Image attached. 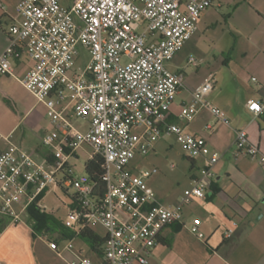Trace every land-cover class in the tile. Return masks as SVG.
<instances>
[{
  "label": "built area",
  "instance_id": "2783aa9c",
  "mask_svg": "<svg viewBox=\"0 0 264 264\" xmlns=\"http://www.w3.org/2000/svg\"><path fill=\"white\" fill-rule=\"evenodd\" d=\"M213 2L20 0L9 24L10 44L0 56V74L17 79L37 104L47 108L44 142L49 148L43 155L33 154L14 142L11 134L0 133V214L11 223L33 220L28 208L38 199V206L47 211L43 199L49 187L65 184L75 192L64 225L74 235L102 225L106 241L97 262L77 251L72 238L48 240L60 257L69 251L73 254L69 264H149L147 254L161 232L183 221L185 205L205 198L212 168L221 158L204 137L168 120L185 85V72L170 70L166 62L196 32L201 14ZM85 52L90 61L78 67ZM23 53L34 63L21 77L14 72L13 61ZM189 63L199 61L191 56ZM213 88L212 78L204 80L181 106L179 118L192 120L208 108L229 124L225 113L207 100ZM248 107L259 114L264 105L253 100ZM76 119L85 123L78 126ZM166 134L176 135L190 159L206 160L192 187L174 204L161 200L148 184L159 172L157 167L139 171L131 164L137 155L153 151ZM234 146L237 155L256 158L264 167V151L251 141L247 129L235 131ZM85 147L90 158L103 156L102 196L87 174L75 176L70 165ZM237 226L234 221L226 236L231 237ZM190 229L198 238L205 237L200 219Z\"/></svg>",
  "mask_w": 264,
  "mask_h": 264
},
{
  "label": "crops",
  "instance_id": "0c3cea01",
  "mask_svg": "<svg viewBox=\"0 0 264 264\" xmlns=\"http://www.w3.org/2000/svg\"><path fill=\"white\" fill-rule=\"evenodd\" d=\"M19 1L0 0V56L10 44L9 24ZM188 40L189 77L177 94L182 96L181 102L174 100L168 120L204 137L208 146L218 147L224 155L234 147L235 131L240 128L247 129L251 141L264 151V107L259 114L248 107L253 100L264 105V0H214L201 14L198 28ZM191 56L197 58L198 65L189 63ZM33 63L23 53L13 61V70L22 77ZM184 68L179 60L174 71ZM210 78L214 88L207 100L223 111L230 123L219 120L208 108L201 109L192 120L179 118L183 103L190 101L194 90ZM15 128L2 134L13 136ZM37 146L35 153L45 154L47 150ZM235 157V172L220 166L221 158L213 166L217 170L219 167L222 174L213 177L205 198L185 205L181 223L161 232L147 254L149 264H264V167L256 158L237 155L236 151ZM190 162L195 169L197 158ZM199 173L200 169L192 172L193 183ZM179 199L166 203L174 204ZM195 219H200L203 239L191 232ZM234 221L238 226L228 237L226 231ZM35 224L30 218L25 223H11L9 218V224L0 228V264H69L73 254L67 251L64 258L60 257L48 241H62L66 238L64 231H54L47 223L35 229ZM93 229L106 236V230L102 234ZM72 240L82 255L101 261L102 255L80 235Z\"/></svg>",
  "mask_w": 264,
  "mask_h": 264
},
{
  "label": "rangeland",
  "instance_id": "374dc122",
  "mask_svg": "<svg viewBox=\"0 0 264 264\" xmlns=\"http://www.w3.org/2000/svg\"><path fill=\"white\" fill-rule=\"evenodd\" d=\"M189 55V40H187L183 48L177 55L166 62V66L174 71L177 61H182L185 72V79L189 77V64H187V56ZM90 61V55L85 52L78 59L77 66L84 68ZM17 72V71H16ZM18 74V73H17ZM19 75V74H18ZM20 76V75H19ZM182 96L177 95L175 103L181 102ZM31 114L26 112L32 108ZM214 118V117H212ZM76 125L82 126L83 120H74ZM49 124L47 108L44 104H36V99L17 79L6 74H0V133H6L16 126L13 133L14 142L21 144L30 153L35 154V147L42 146L48 150V145L44 142V128ZM24 134V136H22ZM212 152L218 151L221 155L220 166L235 172L236 168V147L226 151L212 145L209 146ZM88 147L78 150V158H72L70 165L73 167L74 175L82 177L86 174L85 163L90 159ZM206 163L203 157L197 158V167L191 168L190 159L185 155V148L174 134H166L161 136L155 143L154 150L146 155H137L131 164L136 166L137 170L150 169L157 167L159 172L151 176L147 181L148 184L156 191L158 196L165 202H172L177 198H181L189 191L193 185L191 174L199 171ZM218 164V163H217ZM216 164V165H217ZM172 165H174L172 167ZM218 167L212 168L214 179L221 175L222 172ZM225 170V169H222ZM60 178L62 176H59ZM43 203L47 207V211L53 213L60 221L65 223L71 216V205L73 202L72 195L75 190L63 184L61 187H52ZM48 226L57 231L59 227L52 221L47 222ZM100 233L104 234L105 229L101 225H94Z\"/></svg>",
  "mask_w": 264,
  "mask_h": 264
},
{
  "label": "trees",
  "instance_id": "16d2710c",
  "mask_svg": "<svg viewBox=\"0 0 264 264\" xmlns=\"http://www.w3.org/2000/svg\"><path fill=\"white\" fill-rule=\"evenodd\" d=\"M103 164L104 159L100 154L95 155L85 163L86 174L95 185L96 193L101 196L105 192L106 188L105 182L103 180ZM37 201L28 208V212L30 213L31 217L36 221L35 229H40L42 224H46L48 221H52L64 231L67 238H72L74 236V232L67 228L64 223L56 218L52 213L46 210H42L38 206ZM7 224H9V218L0 215V228L2 229ZM80 236L88 242L93 251L101 255L103 254V245L106 241V236L100 235L91 227L83 229L80 233Z\"/></svg>",
  "mask_w": 264,
  "mask_h": 264
},
{
  "label": "snow or ice",
  "instance_id": "6c2138e0",
  "mask_svg": "<svg viewBox=\"0 0 264 264\" xmlns=\"http://www.w3.org/2000/svg\"><path fill=\"white\" fill-rule=\"evenodd\" d=\"M253 107L255 108V107H258L257 105H253Z\"/></svg>",
  "mask_w": 264,
  "mask_h": 264
}]
</instances>
